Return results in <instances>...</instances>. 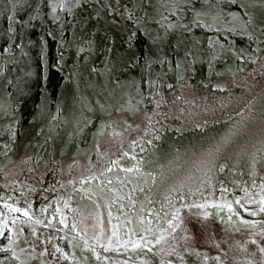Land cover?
Wrapping results in <instances>:
<instances>
[{"label": "trees", "instance_id": "obj_1", "mask_svg": "<svg viewBox=\"0 0 264 264\" xmlns=\"http://www.w3.org/2000/svg\"><path fill=\"white\" fill-rule=\"evenodd\" d=\"M261 62L264 0H0V82L11 108L0 122V199L64 229L74 207L75 219L86 213L78 193H111V210H137L153 226L171 208L205 198L233 202L262 189ZM135 114L142 128L133 153L123 155L140 166L123 171L99 138ZM20 156L30 169L6 185L5 169ZM73 163L81 183L75 204L59 190ZM186 173L196 186L183 183ZM211 214L206 222L190 210L178 218L197 239L190 262L222 243L225 219L213 223ZM205 223L210 241L200 231ZM167 253L173 258V249ZM8 259L15 261L0 251V264Z\"/></svg>", "mask_w": 264, "mask_h": 264}, {"label": "rangeland", "instance_id": "obj_2", "mask_svg": "<svg viewBox=\"0 0 264 264\" xmlns=\"http://www.w3.org/2000/svg\"><path fill=\"white\" fill-rule=\"evenodd\" d=\"M263 63L259 64L263 65ZM2 83L0 82V122L6 120L11 112L9 102L3 93ZM234 83L238 86L244 84L239 80H235ZM193 115L199 117L201 114ZM169 122L173 123L172 120ZM57 125L65 126V123L60 120ZM116 126L119 129H107L108 132L100 136L99 142H108L109 156L120 158L118 163L113 162L123 171L139 167L138 161L129 159V153H133L130 143L139 136L142 128V115L135 114L133 118L121 117L116 122ZM73 129H75L74 126ZM252 129H257L256 124L252 126ZM4 130V127L0 129V137L5 135ZM262 131L264 127H261ZM102 146V144L99 145L97 149L100 150ZM222 149L220 147V151ZM103 151L102 148L101 152ZM215 151L216 148L213 146L205 151L204 166ZM123 153H128L129 157ZM26 159L27 157L20 156L7 166L3 174L6 185L20 174L28 172L30 168ZM65 165L66 161L59 162L60 168ZM70 166L73 173L68 179L59 183V190H63V194L66 192V201L71 200L75 204V189H79L81 183L78 184L75 180V163ZM64 171L59 174L63 175ZM102 171L92 176H99ZM119 176L120 173H115L108 178L107 183L109 184V179L116 181ZM188 181V173H186L183 183L186 184ZM191 181L192 179L189 181L190 185L196 186L198 183L195 180ZM77 196L82 200L80 208L86 213L82 218L75 219L74 207L70 210L72 216L68 217L69 227L64 229L58 228L59 223L56 226L47 217L40 219L33 217L27 206L19 207L0 199V231L5 233V236L0 237V249L7 248L12 255V260H15L10 262L8 259L3 264H229L228 262L254 264L264 262V251H261L264 249V211L261 210L264 209V187L236 197L233 202L224 198L213 202L205 198L200 204L171 208L165 217L153 226L145 219L146 217L143 218L138 214L137 210L129 213L126 211L116 213L114 209L111 210V202L117 198L116 194L112 196L111 193H105L101 197L94 198L93 194L86 190L78 193ZM93 204L96 205L95 208ZM57 210L61 215L59 218L61 224L65 225L67 217L62 213L63 205ZM119 210L117 209L118 212ZM186 210L193 211L205 222L206 217L212 212L213 223H216L215 219H221V221L225 219V226L217 235L222 242L221 245L206 251L195 263L190 262L187 254L191 244L197 242L193 228L189 227L185 221L177 225L178 218ZM209 230L206 223L201 224L200 231L204 240H211L208 235ZM238 246L240 248H237ZM253 246L255 250H252ZM99 247L104 249L105 256L99 252ZM169 248L173 249V258H167L170 257L166 255ZM220 254L225 257H219Z\"/></svg>", "mask_w": 264, "mask_h": 264}, {"label": "snow or ice", "instance_id": "obj_3", "mask_svg": "<svg viewBox=\"0 0 264 264\" xmlns=\"http://www.w3.org/2000/svg\"><path fill=\"white\" fill-rule=\"evenodd\" d=\"M15 210V209H14ZM262 211H264V209H261ZM27 213H25V215H26ZM2 236H5V233L4 232H2V231H0V237H2ZM157 242H159V241H157ZM135 247H138L139 245H134ZM0 251H7V248H5V249H0ZM261 251H264V249H261Z\"/></svg>", "mask_w": 264, "mask_h": 264}]
</instances>
